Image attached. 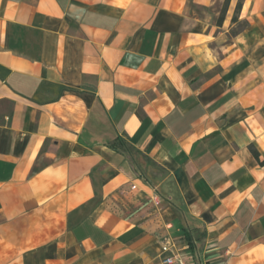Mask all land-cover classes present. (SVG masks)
<instances>
[{"label":"crops","instance_id":"crops-1","mask_svg":"<svg viewBox=\"0 0 264 264\" xmlns=\"http://www.w3.org/2000/svg\"><path fill=\"white\" fill-rule=\"evenodd\" d=\"M224 2L0 0V264H264V0Z\"/></svg>","mask_w":264,"mask_h":264},{"label":"built area","instance_id":"built-area-1","mask_svg":"<svg viewBox=\"0 0 264 264\" xmlns=\"http://www.w3.org/2000/svg\"><path fill=\"white\" fill-rule=\"evenodd\" d=\"M170 249H171V247L169 245H165L163 247V252H169ZM164 264H192V263L186 261L185 259H183L179 255L174 254V255L167 256L164 259Z\"/></svg>","mask_w":264,"mask_h":264},{"label":"trees","instance_id":"trees-1","mask_svg":"<svg viewBox=\"0 0 264 264\" xmlns=\"http://www.w3.org/2000/svg\"><path fill=\"white\" fill-rule=\"evenodd\" d=\"M230 2H231V0H225V2H224L223 8H222V11H221V14H220V18H219V23L220 24H222V22H223V20L225 18V15L227 13V10H228Z\"/></svg>","mask_w":264,"mask_h":264}]
</instances>
